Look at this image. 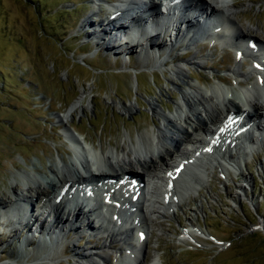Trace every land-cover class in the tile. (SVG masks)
Segmentation results:
<instances>
[{"label":"rangeland","instance_id":"1","mask_svg":"<svg viewBox=\"0 0 264 264\" xmlns=\"http://www.w3.org/2000/svg\"><path fill=\"white\" fill-rule=\"evenodd\" d=\"M119 1L0 0V198L16 183L18 194H24L16 175L37 176L31 168L33 163L48 172L47 167L58 158L68 160L73 156L57 117L65 115L84 90L83 108L72 114L65 129L72 135L76 130L81 132L97 150L101 142L107 152L122 147L129 137L149 134L155 124L162 127L150 112L149 101L168 105L174 114L173 106L180 102L178 91L187 88L176 78L174 84L168 81L173 73L170 63L162 67L166 55L162 53L161 62L152 65L144 54L143 59L139 57L140 50L122 54L119 40L107 52L99 44L101 40L96 46L95 39L89 37L93 26L86 27L87 22L104 21L111 6ZM231 3L237 10L235 18L249 31L247 38L264 43V0ZM199 49L192 47L196 53L187 57L186 52L188 59L176 62L183 63L186 80L196 83V78L204 75L211 84L224 86L212 76H226L223 63L225 68L234 67L233 52H228V47L216 51L202 47L197 54ZM154 53L157 57L161 52L155 49ZM191 58L202 67L186 66ZM250 64L242 62L237 69L245 73ZM255 81L251 76L245 83L255 85ZM230 87H236L234 81ZM130 104L135 106L130 114L121 110ZM161 108L169 113V109ZM241 170L240 175L213 170L200 183H205L204 187L199 186L198 192L191 190L185 201L182 197L180 208L165 210L164 217L150 216L153 223L142 251L147 263L160 258V264H264V148L249 157ZM185 174L186 181L193 180L190 169ZM9 198L7 202L12 200ZM189 228L197 233L189 242H180L182 230ZM8 231L0 222V264H39L30 256L38 248L18 247L21 235H14L17 241L3 242ZM86 234L72 243L76 249L85 251L89 245H96V239L85 238ZM202 235L213 239L202 240ZM69 237L78 238L73 233ZM11 245L16 246L18 258L9 257ZM21 253L28 258L22 259ZM59 258L61 264H67L71 255L61 252ZM111 260L110 264H115L116 259Z\"/></svg>","mask_w":264,"mask_h":264},{"label":"bare ground","instance_id":"2","mask_svg":"<svg viewBox=\"0 0 264 264\" xmlns=\"http://www.w3.org/2000/svg\"><path fill=\"white\" fill-rule=\"evenodd\" d=\"M142 1L145 2L147 8L155 6L154 0ZM158 1L165 12V22H151L153 21L152 15L145 11L136 19L137 21H133L134 24L138 23L136 29L128 24H126L128 26H124L126 20L123 23L119 22L122 20L123 14L127 13L129 16L131 15L129 13L133 12V8H131L132 10L125 9L124 4L127 7H134L137 3H141V0H124L111 6V12L104 21L100 20L99 23L87 22L86 27L93 26L89 37L95 39L96 46L101 40L99 44L102 45L101 47H105L107 52H111L110 47L115 48L114 41L119 40L121 43L119 50L122 54L124 51L140 50L139 57L142 59L145 57L152 65H158L163 59L161 57L166 55V58L162 60V67H166L170 63L173 73H171L172 77L168 81L174 84L176 78L185 85L187 90L178 91L180 102L174 104V114H171V108L168 105L157 104L154 101L147 102L150 112L159 120L162 127L155 124L149 134L142 136L138 134L135 139L129 137L132 141L128 139V144H125L128 142L125 141L122 147L115 146L107 152L103 150L102 142L99 150H97L98 148L95 149L93 145L89 144L81 132L78 133L76 130L75 133L80 136V138H76L66 130L67 128L65 129L72 114L82 110L83 97L87 91H83L81 97L65 115L57 117L67 140L85 150L84 153L87 154L88 159L94 162L93 170H90L92 166L89 165L86 155L82 156V154L68 160L58 158L55 163L52 162L53 164L47 167L48 172H42L37 164L33 163L31 165L32 171L40 176L30 174L24 176L20 173L16 175L24 194H18L19 185L15 184L9 193H2L0 198V214L3 216L4 210L9 209L13 200L17 205L24 206L27 211V218L20 217L19 212L15 211L16 219L8 222V224L3 223L5 229L9 230L3 238V242L15 240L18 235H21L18 238V247L21 245L22 248L26 249L38 248L34 249L33 253L30 252V256L34 257L33 260L39 264H61L59 260L61 252L64 255H71V258H67L69 259L67 264H110L112 257L116 259L115 264H160V258H154L150 263H147L146 254L141 256L142 247H146L148 244H146L147 237L144 241L135 237L141 232L140 229H148L153 223L150 216L164 217L167 214L166 211L180 208V204L183 202V193H189L191 190L198 192L200 187L205 185L204 183L202 186L200 183L205 181V177L209 178L213 170L229 175L231 171L235 172V175L236 173L237 175L242 174L241 165H245L246 161L242 163L240 157L242 160H246L250 157H245L251 154L250 148L256 151L264 148V43L258 44L254 39L247 38L246 33L249 34V31L242 27L235 18L237 10L233 7L231 0H200L205 11L211 12V15L218 14L223 22L216 37L217 41L229 39L232 43V50L237 53L243 50L244 53L242 59L233 60L234 67L230 65L225 68L224 63L222 64V69H226V76L218 75L220 78H216V74L213 75V79H217L224 86L211 84L208 77L204 75L196 78V83H192L186 80V70L182 66L183 63L176 62L179 59L186 60L189 55L196 53V51L193 53L192 47L200 48L197 53L199 54L202 47L206 49V46L199 45L198 40L193 36L187 37V34L191 32L196 33V27L191 22L192 16L187 22H180L178 15H175L173 9L184 12V15L181 16L187 17L185 14L189 9L187 5L184 6V0H180L175 8L171 7L172 0ZM135 9L139 10L138 8ZM226 30H229L231 34L225 35ZM104 37L108 38L105 40ZM185 40L189 43L186 44ZM250 43L255 44L256 52L251 50L247 52L246 45ZM176 48L179 49L173 51ZM155 49L161 52L157 57L154 53ZM186 52L187 57L185 58ZM176 53L178 54L176 55ZM141 54H144L143 57ZM200 56L204 57L203 54ZM246 59L258 64L259 69H255L252 64L253 66H250L247 72L239 71L237 68L240 67L241 61ZM194 60L192 58L187 60L185 65L197 69L201 68L202 64ZM251 76L256 78L255 85L250 82L245 83L250 80ZM259 79H262L263 83H258ZM232 81L245 96H249L250 108L253 111V116L257 119V123L252 120L254 123L250 130H256L255 133L260 137L255 140L249 133L235 137L233 135L235 131H232L230 134L235 137L234 140L228 137V144L225 142L227 137H224L218 147L212 148L207 153L205 151L208 147L207 143L200 139L197 134L209 135L215 126L226 128L224 120L230 114L244 117V110L240 102L241 96L236 94L235 88L230 87ZM197 84L204 85V88ZM160 107L169 109V113H165ZM134 108L135 106L130 104L121 107V110L130 114ZM214 134L212 129L211 135ZM247 141L251 147L242 148L240 144L243 145ZM182 142L186 145L187 153L179 149ZM170 146H173V150L170 149ZM233 153L239 157L234 156ZM171 157L174 163L178 160L185 163L184 171L177 175V178H174L175 164L168 162ZM188 169L191 170L193 180L186 181L185 172ZM94 171L100 177L108 175L107 177L110 179L105 177L95 179L94 174H92ZM85 175L90 176V180L84 181ZM136 175L146 177L147 182L143 186L144 195L141 201L132 203L131 200L127 201L126 195L130 196V199L135 195L129 185L130 182H133V177L129 176ZM114 176L116 177L114 178ZM114 179L115 181H113ZM83 181H94V185L97 187L91 186L90 192H87L90 187L85 188V191L79 190L84 183ZM75 191L82 192V198L77 200V204H81L82 207L78 210L73 209L67 201V197L76 193ZM87 193H89L88 196H86ZM148 195L155 197V201H150L147 198ZM184 195L186 197L185 193ZM9 197L12 200L7 202L6 199ZM38 198L39 203L44 201V204L38 207L39 212H36L32 201ZM93 220H96V223ZM88 232L97 234V236L91 237L96 239V245L94 247L89 245L85 251L76 249L72 243L77 239H83L82 236ZM183 232L185 233L181 234L180 241L186 242L193 238L197 230L189 228ZM71 233L78 238L69 237ZM14 235L17 236L14 237ZM207 237L202 235L203 239L208 240L211 236L208 235ZM91 242L93 241L90 240L89 244ZM218 243L214 242V244L224 247L223 244ZM10 248L9 257L18 258L14 252L16 246L11 245ZM21 255H24L21 257L22 259L28 258L26 254L21 253Z\"/></svg>","mask_w":264,"mask_h":264}]
</instances>
